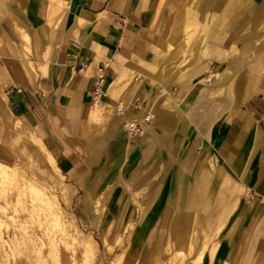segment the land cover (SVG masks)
Returning a JSON list of instances; mask_svg holds the SVG:
<instances>
[{
  "label": "crops",
  "instance_id": "0c3cea01",
  "mask_svg": "<svg viewBox=\"0 0 264 264\" xmlns=\"http://www.w3.org/2000/svg\"><path fill=\"white\" fill-rule=\"evenodd\" d=\"M177 1L0 0V128L1 117L28 125L80 188L82 217L94 201L91 224L135 223L124 264H149L194 217L226 218L225 250L264 264V52L248 61L246 39L225 45L220 20L209 23L232 0H199L187 9L198 46L184 55L169 33ZM256 3L243 9L257 25ZM129 121L140 133L126 132Z\"/></svg>",
  "mask_w": 264,
  "mask_h": 264
},
{
  "label": "rangeland",
  "instance_id": "374dc122",
  "mask_svg": "<svg viewBox=\"0 0 264 264\" xmlns=\"http://www.w3.org/2000/svg\"><path fill=\"white\" fill-rule=\"evenodd\" d=\"M198 2L199 0L177 1V12L170 21L169 33L171 34V29H177L178 36L183 39V44L179 43V51L181 52L184 48V55L190 54L198 46L197 28L200 24L187 15L188 7L199 9ZM248 2L249 0L229 1L223 7L214 8L208 19L209 23L220 20L216 29L218 32L223 33L224 31L225 45L232 41L235 44L242 43V40L246 39L250 44L249 52L246 54L250 61L255 60L254 57L264 52V21L257 25L248 21L249 13L243 9V6ZM261 4H264V0H257L256 5L260 6ZM199 21L202 22V20ZM239 48L242 51V45ZM175 50L177 48L174 46L173 51ZM239 53L237 52L235 55H239ZM189 61L190 59L184 60V64ZM221 93L222 90H217V94ZM1 118L0 162L6 165L12 164L19 173L14 176L0 173V264H71L72 261L70 263L67 261H69L72 250L74 249V255H77L76 259L79 260L82 249V245L74 239L75 227H79L77 229L80 234L90 237L96 245V264H109L111 258L108 250L109 245L114 246L116 252H120L122 247L125 248L128 245L126 241L122 242L121 246L114 243L118 235H121L125 240L126 229L122 231L119 223L116 226H109L113 219L109 216L105 217L104 222L100 217L96 223L91 224L90 220L99 213L94 201L92 202L94 212H90L88 218L82 217L77 208L82 193L80 188L71 183L55 161L60 173L56 171L49 159V155H53L44 142L34 137L28 125L21 119ZM30 181L42 190L33 191ZM21 185L23 186L21 187ZM49 195L55 200L53 208L44 205L43 200ZM96 199H100V197ZM137 204L140 209L141 206L144 207L143 203ZM56 209L61 212V214L58 213L59 218L57 219L53 216ZM103 210H106V213L109 212L107 206ZM165 218L166 215L158 232L165 228L167 223ZM200 218H202L201 215ZM130 221V218L126 219L127 223ZM225 221L224 217H215L212 223L210 221L209 224H205L209 227L203 224L195 226L194 231L197 239L194 247L196 246L198 251L203 252L201 264H237V260L231 257L223 247L222 233L226 225ZM133 224L135 226V223ZM157 224L158 220L148 232V236L151 235ZM151 243L152 241L145 243L147 250Z\"/></svg>",
  "mask_w": 264,
  "mask_h": 264
},
{
  "label": "bare ground",
  "instance_id": "6f19581e",
  "mask_svg": "<svg viewBox=\"0 0 264 264\" xmlns=\"http://www.w3.org/2000/svg\"><path fill=\"white\" fill-rule=\"evenodd\" d=\"M223 1V0H222ZM204 2V1H203ZM221 2V1H220ZM225 2V1H224ZM223 2V3H224ZM217 4V3H215ZM222 4V3H221ZM218 5V4H217ZM217 74V73H216ZM117 92V91H116ZM118 93V92H117ZM113 94V93H112ZM154 103V102H153ZM103 110V109H102ZM100 110L96 109L95 114L98 115ZM102 112V111H101ZM93 113V112H92ZM95 116V115H94ZM93 116V117H94ZM149 120V117H143L142 121L145 123ZM11 134V133H10ZM26 161V160H25ZM7 168V169H6ZM0 173H3L5 175L14 176L19 173L18 169L13 166L12 164L6 165L3 162H0ZM29 181V180H28ZM31 182V181H30ZM32 183V182H31ZM27 185V183H26ZM31 188L35 192H39L42 190V188H37L34 186V184H30ZM23 185H21L22 187ZM29 191V190H28ZM49 193V192H48ZM1 194V193H0ZM31 194V193H30ZM50 194V193H49ZM186 194V193H185ZM204 194V193H203ZM47 195V194H45ZM6 196V195H5ZM52 196V195H51ZM177 199V198H176ZM44 205L48 208H51L53 204H55V200L50 198V195L46 197L44 200ZM54 201V202H53ZM176 202V201H175ZM59 203V202H58ZM203 204V203H202ZM58 207V206H57ZM53 208V207H52ZM174 208V207H173ZM54 210V209H53ZM57 210V209H56ZM62 210V209H61ZM60 210V211H61ZM57 210L55 213H53V216L59 218L58 213L61 214V212H58ZM64 212V211H63ZM65 213V212H64ZM208 214V213H207ZM206 215V214H205ZM50 216V215H49ZM185 216V215H184ZM206 219V218H205ZM16 221V219H15ZM55 221V220H54ZM69 221V220H68ZM67 221V222H68ZM197 222V217H194L191 220L190 225L183 224L180 229L176 233H169L162 245H159L155 248L154 251L151 252L149 257V264H201V259L203 256L202 251H198L196 249V239L195 236V226ZM210 218L205 221V224H209ZM64 223V222H63ZM59 224V223H58ZM66 224V223H65ZM71 224V223H69ZM62 225V224H61ZM70 226V225H69ZM74 226V225H73ZM178 226V225H177ZM176 226V227H177ZM75 227V226H74ZM59 228V227H58ZM70 228V227H69ZM79 228V227H77ZM76 227L74 228V239H76L81 245L82 249L80 251V257L79 260L76 259L77 255H74V249L72 250L71 256L69 258V261L67 262H75V264H96L95 261V251H96V245L92 242V239L87 236H82L80 234V231ZM64 229V228H63ZM67 229V228H66ZM126 229V237L124 238L118 237L115 240L116 245H122V242L124 241L128 243L131 242L130 237L133 236L135 231V226L133 223H129L128 226L124 227ZM64 231V230H62ZM167 231V230H166ZM171 231V230H170ZM67 232V231H66ZM172 232V231H171ZM167 234V232H166ZM69 235V234H67ZM72 235V234H71ZM15 236V235H14ZM70 236V235H69ZM73 236V235H72ZM18 237V236H17ZM73 239V240H74ZM105 240V239H104ZM133 241V240H132ZM108 243V242H107ZM136 243V242H135ZM34 244V243H33ZM78 244V243H77ZM133 244V243H132ZM106 245V244H105ZM129 245V244H128ZM131 246V245H130ZM135 246V244H134ZM106 247V246H105ZM119 247V246H118ZM137 247V246H136ZM188 248L187 250L184 248ZM133 248V247H132ZM126 249L127 246L124 248L122 247L120 252L114 251V246L109 245L108 250L110 251V261L109 264H124L126 261ZM145 249V248H144ZM134 250V249H132ZM142 250V249H141ZM150 250V249H149ZM148 250V251H149ZM143 252V251H142ZM148 254V255H149ZM139 256V255H138ZM123 257H125L123 259ZM129 257V256H128ZM144 258V257H143ZM148 258V257H147ZM137 259V258H136ZM145 261V260H144ZM146 262V261H145ZM71 263V264H72ZM148 263V262H147Z\"/></svg>",
  "mask_w": 264,
  "mask_h": 264
},
{
  "label": "built area",
  "instance_id": "2783aa9c",
  "mask_svg": "<svg viewBox=\"0 0 264 264\" xmlns=\"http://www.w3.org/2000/svg\"><path fill=\"white\" fill-rule=\"evenodd\" d=\"M124 127L126 129V132L128 134H138L141 131V127L138 123L135 121H129L124 124Z\"/></svg>",
  "mask_w": 264,
  "mask_h": 264
}]
</instances>
